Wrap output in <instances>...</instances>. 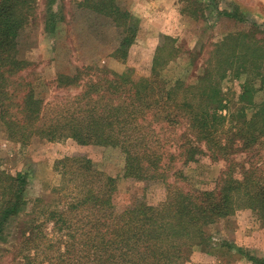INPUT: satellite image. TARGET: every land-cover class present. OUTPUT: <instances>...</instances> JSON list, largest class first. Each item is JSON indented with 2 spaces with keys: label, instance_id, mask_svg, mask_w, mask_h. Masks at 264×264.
<instances>
[{
  "label": "trees",
  "instance_id": "1",
  "mask_svg": "<svg viewBox=\"0 0 264 264\" xmlns=\"http://www.w3.org/2000/svg\"><path fill=\"white\" fill-rule=\"evenodd\" d=\"M117 1L77 5L121 30L112 56L125 62L137 28ZM185 1L195 20L208 12L248 26L217 39L191 83L165 79V68L181 53L165 35L148 77L134 80L128 72L104 70L86 81L78 70L58 76V87L79 92L46 118L43 100L21 77L32 64L19 51L37 0H0V123L7 137L21 145L37 137L109 148L123 158L125 178L167 185L161 203L143 200L117 212L115 179L85 156L64 157L53 165L57 182L48 186V196L29 208L26 172L0 171V243L18 241L20 264H186L197 249L210 253L208 227L236 211L250 210L264 224V20L250 18L235 3L228 10L211 8L206 0ZM53 2L47 1V32L63 19ZM201 155L224 163L213 190H184L167 181L174 159L194 162ZM20 217L14 234L9 228ZM238 252L264 264L263 257Z\"/></svg>",
  "mask_w": 264,
  "mask_h": 264
},
{
  "label": "rangeland",
  "instance_id": "2",
  "mask_svg": "<svg viewBox=\"0 0 264 264\" xmlns=\"http://www.w3.org/2000/svg\"><path fill=\"white\" fill-rule=\"evenodd\" d=\"M48 0H37L35 13L19 37V51L22 58L32 65L21 74L34 89L37 97L45 104L44 116H51L52 107L64 105L79 90L75 87H58V76H71L77 70L86 76H96L101 70L127 73L134 80L148 77L155 48L160 37L169 36L181 50L179 56L164 70L169 83L184 80L191 83L200 74L211 49V45L226 33L246 29L248 24L209 16L195 20L187 10L189 2L183 0H118L122 10L128 11L137 28L134 43L125 62L112 56L123 35L110 20L87 9L78 7L82 0H54L53 9L59 11L62 22L55 31L45 30ZM234 0H206L211 8L232 10ZM251 0H241L240 9L256 21L264 20V6H252ZM86 79V78H85ZM86 81V80H84ZM50 109V111H47ZM49 112V113H48ZM181 131H177L179 134ZM177 142L178 138L168 136ZM168 150H173L168 148ZM85 156L101 172L116 181L112 201L117 212L137 202L150 205L161 203L167 195V185L163 181L139 182L123 176V158L114 150L97 146H81L71 139L58 142L33 137L24 145L9 139L0 123V171L15 175L26 172L28 184L25 197L31 203L44 196L48 186L57 182L53 172L54 163L64 157ZM224 167L222 161L210 160L207 155L197 157L194 162L174 159L166 179L184 190H208L216 187ZM20 217L9 230L14 234ZM211 236L210 253L186 264H252L243 252L264 257V224H261L250 210H238L232 216L208 227ZM11 233V235H12ZM16 235H13V238ZM228 243L231 248L224 246ZM18 241L9 239L0 243V264H20L17 256ZM199 251L200 250H196ZM202 253V252H201ZM204 253V252H203ZM193 259V258H192Z\"/></svg>",
  "mask_w": 264,
  "mask_h": 264
},
{
  "label": "crops",
  "instance_id": "3",
  "mask_svg": "<svg viewBox=\"0 0 264 264\" xmlns=\"http://www.w3.org/2000/svg\"><path fill=\"white\" fill-rule=\"evenodd\" d=\"M253 3H251V4H253L252 6L254 7L255 5H260V4H262L263 6H264V0H251ZM233 2H235V3H237L238 5H240V3H241V0H234ZM205 254L206 253H201V251L199 252V251H194L193 252V254H192V256H191V261H195V260H197V259H199V258H201L203 255L205 256ZM193 258V259H192ZM264 258V257H263Z\"/></svg>",
  "mask_w": 264,
  "mask_h": 264
}]
</instances>
